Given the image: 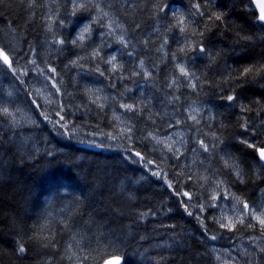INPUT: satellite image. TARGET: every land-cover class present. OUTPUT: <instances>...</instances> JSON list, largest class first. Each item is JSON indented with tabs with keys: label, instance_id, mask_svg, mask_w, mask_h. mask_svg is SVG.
Returning <instances> with one entry per match:
<instances>
[{
	"label": "trees",
	"instance_id": "obj_1",
	"mask_svg": "<svg viewBox=\"0 0 264 264\" xmlns=\"http://www.w3.org/2000/svg\"><path fill=\"white\" fill-rule=\"evenodd\" d=\"M28 2L0 0V47L13 49L20 70L28 71L17 79L0 68V105L19 109L18 119L23 117L14 128L5 129L8 124L0 121L1 264H99L110 252H119L123 264H215L206 234L220 228L210 219L216 208H207L210 212L198 220L185 211L182 201L188 198L179 194L193 195L190 187H203L206 173L181 176L175 168L181 156L198 147L197 138L209 144V152L198 153L218 165L219 156L212 153L215 134L245 174L241 183L230 169L218 167L229 189L249 202H256L264 189V169L252 149L240 143L241 117L249 122V138L264 141L259 127L264 122V72L255 71L264 67V29L253 19L248 0H97L122 26L127 47L116 35H107L101 23L92 25L82 46L70 43L95 17L92 8L72 16L68 0H36L31 8ZM197 2L203 15L193 7ZM158 3L168 10L157 11ZM50 14L65 21L52 25L57 39L65 40L63 46L48 31ZM177 16L185 19L184 33ZM200 43L212 58L191 49ZM94 49L99 56H91ZM111 56L117 58L116 72L103 62ZM32 59L40 68L56 69L60 93L47 84L55 103H44L35 93L34 87L46 81L28 63ZM177 63L194 74L191 80L180 76ZM245 68L254 71L244 75ZM176 77L180 82L173 85ZM228 95L251 111L241 112L236 101L230 105ZM122 103L137 110L126 111ZM192 103L210 108L212 121L198 134L187 132L179 158L166 148L165 161L148 134L168 135L171 115L187 127L194 123L187 111ZM198 119L203 122L205 115ZM99 137L104 138L99 147L84 142ZM156 171L159 176L153 175ZM203 194L214 203L211 194ZM142 212L148 215L140 218ZM22 235L33 239L25 241L27 257L18 259L14 241ZM50 235L55 247H44L43 237Z\"/></svg>",
	"mask_w": 264,
	"mask_h": 264
},
{
	"label": "snow or ice",
	"instance_id": "obj_2",
	"mask_svg": "<svg viewBox=\"0 0 264 264\" xmlns=\"http://www.w3.org/2000/svg\"><path fill=\"white\" fill-rule=\"evenodd\" d=\"M68 2L72 5V11L70 15L75 16L76 12L84 9L88 10L89 8L94 9L96 15L94 18L90 19L88 22L84 23L78 30L77 34L73 39H71L70 43L73 45H80L82 46V42L85 40L86 35L90 37L91 31H92V25L101 23L102 26L107 28V35H116L118 42L125 47H127V42L125 40V37L123 35L122 26L113 18L110 16V13L108 11H105L104 7L101 6V2H97V0H68ZM36 4V0H29L28 6L31 8ZM193 7L196 9V12L200 15H203V13L200 11V3L197 2L193 5ZM248 7L251 9L252 17L254 20L258 21L259 24L262 26V29H264V0H248ZM169 6L163 3L156 4V10L159 12H166L168 10ZM177 20V24L180 26V32L184 33L186 32V25H185V19L183 17L177 16L174 17ZM216 20H220L221 16L216 15ZM47 20L50 21L48 23L47 28L48 31L53 32V24L58 23L60 26H63L65 21L63 19H60L59 21L53 19V16L50 14L47 17ZM117 30H120L119 34H117ZM203 33H201L202 35ZM53 41L54 43H57L61 46L65 44L64 39H57V35L55 32H53ZM188 46L180 48L181 52H184ZM191 49L193 51L199 50L201 53H206L209 58L213 57V53L208 52L206 48L203 46L202 43L191 45ZM99 50L94 49L91 53L92 57L99 56ZM131 55V53H129ZM174 55V54H173ZM175 58V55H174ZM117 58L115 56H111L110 58H106L103 62L107 63L108 65H111V68L114 72L119 70V65L117 64ZM33 66H36V70L38 74L42 77H44L46 84H50L52 88H55L56 93H60V88L58 87V81H56L55 73L56 69L54 67H46V68H40L37 65V61L35 59H32L29 61ZM73 64H76L77 61H73ZM10 71L17 79H21V77L28 75V71L24 70L21 71L18 66V61L14 59V50L13 49H5L3 47H0V68H5ZM141 67H143V61H141ZM176 70H178L180 76L191 80L194 76L193 73H190L188 69L184 66L183 63H177L175 65ZM97 71H99V68H97ZM254 70L252 68H245L243 70V74L247 75L249 73H252ZM256 73L259 74L260 72H264V67H259L256 70ZM100 75H104L103 72H100ZM147 75V74H146ZM179 77H176L173 79L172 84L176 85L178 84ZM192 87H195V85H192ZM11 95V94H9ZM54 95V94H53ZM227 101L230 105H232L233 101H236L237 104H239L240 111L241 112H248L251 111V108H249L246 105L240 104L237 100V97L234 95H228L226 96ZM49 103H55V101L49 100ZM96 101L93 100V103ZM33 104H36V101H32ZM253 103L258 104L259 101H254ZM103 107V105H100ZM235 106V105H233ZM39 107V105H37ZM121 108L125 109L129 112H134L137 109L132 104H125L122 103L120 105ZM18 113L19 109L15 111H10L7 106L0 105V121L6 122L11 127H19L21 123V119H18ZM116 119H119V117H116ZM189 119H191L194 122V125H198L200 123V120L197 118V115L190 114ZM243 119V123L241 124V127L244 129V134L240 138V143L246 145L249 149H252L253 153L255 154V161L259 165L261 169H264V141H261L259 139H250L249 138V122L247 119ZM61 120H63V117L61 116ZM177 124H180V121H176ZM264 123V122H262ZM171 126V125H170ZM61 127H67L66 124H62ZM131 127L126 126L125 127V133H130ZM251 133L255 135V128L251 130ZM149 137H151L156 144H163L169 152H172L173 156L179 158L181 153V148L184 147V138L183 136H179L177 133L176 135L179 136V139H174L173 135L166 136L165 139L161 140L159 137L155 136L153 133L148 134ZM260 135L264 136V128L260 129ZM212 139L214 141H218L219 137H216L215 134H213ZM198 147H193V152L203 151V152H209V144L206 143L203 139L197 138V140L194 142ZM178 145V146H177ZM99 147V145H96ZM212 147H215V144L212 145ZM136 156H140L141 159L143 157L140 155V153H135ZM148 163H152L151 161H148ZM224 165L225 167L229 168L231 172L235 174V177L238 181L241 183L244 182L245 174L243 170L240 168L239 164L235 161V158L232 157L230 154L225 153L224 158ZM153 175H160L159 171L153 172ZM207 184L209 182L208 177H201ZM212 183L215 184V187L212 188L210 200L211 201H217V203H208L209 197H206L205 204H189L187 201H182L185 207V211L188 213V215H193V212L191 209L199 207L200 212H204L207 208H219L220 209V215L217 217H214L215 222L219 225L221 229H225L227 231H233L237 228V226L245 227L247 230L251 231H259L262 236H264V206L257 207L255 205L250 206L247 202L242 201L239 197H237L235 194L230 193L229 188L225 185V181L223 180H213ZM170 188L173 187L172 183L169 182L168 185ZM183 197H187L188 200H191L192 197L189 195L187 191H184L182 193H179ZM21 196L24 195L23 192L20 193ZM231 196V199L235 201V204L231 205V210L234 213L232 216H229L226 211H224L223 208L220 207V201L227 200ZM239 205V207H237ZM140 218H144L148 215V213L142 212L139 214ZM198 220L203 221L204 217L201 216L199 213H197ZM203 226V224H202ZM26 239H33V237H25L20 236L19 239H16L14 241V249H13V255L16 256L18 259H23L27 257L28 252L30 249L26 245ZM43 239L46 241L44 243V247H55V238L54 236H48L43 237ZM210 239L216 240V235L210 236ZM262 252H264V248L261 249ZM104 258L99 262V264H121L123 260V256L119 252H110V253H104ZM69 259H72L71 256H69ZM87 259V257H85ZM217 260H220V256L216 257ZM48 264H51L49 261ZM227 264V262H225Z\"/></svg>",
	"mask_w": 264,
	"mask_h": 264
},
{
	"label": "rangeland",
	"instance_id": "obj_3",
	"mask_svg": "<svg viewBox=\"0 0 264 264\" xmlns=\"http://www.w3.org/2000/svg\"><path fill=\"white\" fill-rule=\"evenodd\" d=\"M34 89H35V93L42 98L41 100L44 103L51 100L49 86L43 80H41L40 83H38L34 87ZM209 110L210 108H208L206 105H201L198 103H192L191 105H188L187 107L188 116H190V114H193V115H197V118H199V116L205 115V119L203 122L199 123L198 125H194V123H190L188 127L185 122H182V120L175 119L178 117L171 115V119L173 120V122H170V124L168 125L169 127L168 130H171L168 135H173L174 139H179V136H183L185 142L187 141L188 131L190 132L194 131V134H198L197 130L199 129H202L204 131V129H206V126L210 124V121H212L210 119L209 114L211 113ZM176 121H180L181 123L177 124ZM261 125H264V123ZM261 125L259 124L260 129L264 128V126ZM176 126L177 128H175ZM3 127L5 129L14 128L6 124H3ZM177 133L179 134V136L176 135ZM168 135L165 136L155 135V136L163 140ZM261 138L262 140H264V136H262ZM152 141H153L152 145L153 147H155L154 149H156L160 153L161 157L165 159V161H169V158L165 153V151H167L166 147L163 144H156L153 139ZM84 142L94 145H100L101 143H104V138L103 137L92 138V139H87ZM212 142L213 144H215V147L212 149V153H215L216 157L219 156L218 165H216V163L213 164L211 158L208 157V154L204 156L201 153L193 152L192 150H189L186 153L185 157L181 156L182 160L175 168V172L178 171L179 175L181 176H184L186 174H188V176L189 175L191 176V174L192 175L198 173L202 174V172L200 171H202L203 169L204 174L206 173L204 177L209 178V182L207 184L202 179L203 187H199V188L196 187L197 191L194 188H192V186L191 187L189 186L190 187L189 190L193 193V195L195 193L199 194L193 199L188 200V202L191 204H196V205L205 204L206 202L205 196L204 194L203 195L200 194H202L205 191L208 195H210L212 188L215 187V184L212 183V181L217 179L223 180L217 173L218 172L217 168L219 167V170L229 169L224 165V158H225L224 144L219 141H214L213 139ZM183 148H181V152L183 151ZM182 180L184 179L182 178ZM225 185L228 187V184L226 182ZM229 190L230 193L235 194L242 201L247 202L250 206L252 205H255L257 207L264 206V189L260 193V195L262 196H259L258 201H256L257 203L249 202L248 200L244 199L241 194L235 192L233 189H229ZM189 195L193 197V195L191 194ZM214 203H217V201H214ZM233 204H235V201L231 199V196L227 200L220 201V207L223 208L224 211H226L229 216H232L234 214L231 210V205ZM237 207H239V205H237ZM191 211L194 212L195 214L197 213H199L200 215L203 214V212H200L199 207L193 208L191 209ZM204 212L206 213L210 211L206 209ZM214 212L216 213L215 217L221 214L219 208H216ZM210 219L214 222V224H217L212 215L210 216ZM206 221L209 222V220ZM209 231L210 233L207 232L206 237L209 240L210 252L214 258L215 264H225V262H227V264H264V252L261 251V249L264 248V236H262L259 231L247 230L245 227H240V226H237V228L231 232L221 228L217 230L209 229ZM212 235H216L217 239L216 240L210 239V236ZM217 256H220V260L216 259Z\"/></svg>",
	"mask_w": 264,
	"mask_h": 264
},
{
	"label": "water",
	"instance_id": "obj_4",
	"mask_svg": "<svg viewBox=\"0 0 264 264\" xmlns=\"http://www.w3.org/2000/svg\"><path fill=\"white\" fill-rule=\"evenodd\" d=\"M261 163H264V162H261ZM0 264H1V261H0ZM121 264H123V260H122Z\"/></svg>",
	"mask_w": 264,
	"mask_h": 264
},
{
	"label": "bare ground",
	"instance_id": "obj_5",
	"mask_svg": "<svg viewBox=\"0 0 264 264\" xmlns=\"http://www.w3.org/2000/svg\"><path fill=\"white\" fill-rule=\"evenodd\" d=\"M260 196H262V195H260ZM258 201V200H257ZM257 203V202H256ZM223 236V235H222ZM229 236V235H228ZM221 244V243H220ZM224 245V244H223ZM226 245V244H225ZM217 247V246H216ZM213 252V251H212Z\"/></svg>",
	"mask_w": 264,
	"mask_h": 264
}]
</instances>
